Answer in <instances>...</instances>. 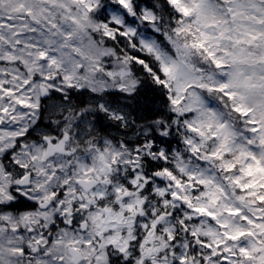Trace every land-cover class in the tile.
I'll list each match as a JSON object with an SVG mask.
<instances>
[{"label":"snow or ice","instance_id":"snow-or-ice-1","mask_svg":"<svg viewBox=\"0 0 264 264\" xmlns=\"http://www.w3.org/2000/svg\"><path fill=\"white\" fill-rule=\"evenodd\" d=\"M0 264H264V0H0Z\"/></svg>","mask_w":264,"mask_h":264}]
</instances>
